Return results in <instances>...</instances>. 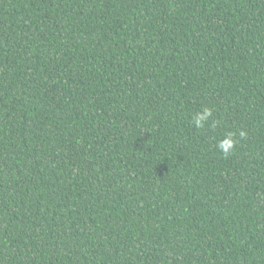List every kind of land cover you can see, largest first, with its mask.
I'll list each match as a JSON object with an SVG mask.
<instances>
[{
	"label": "trees",
	"instance_id": "1",
	"mask_svg": "<svg viewBox=\"0 0 264 264\" xmlns=\"http://www.w3.org/2000/svg\"><path fill=\"white\" fill-rule=\"evenodd\" d=\"M0 264H264V0H0Z\"/></svg>",
	"mask_w": 264,
	"mask_h": 264
},
{
	"label": "clouds",
	"instance_id": "2",
	"mask_svg": "<svg viewBox=\"0 0 264 264\" xmlns=\"http://www.w3.org/2000/svg\"><path fill=\"white\" fill-rule=\"evenodd\" d=\"M212 117V110L208 107H204L201 111L195 114V118L193 119V124L195 128L202 129L206 123L209 122L210 118ZM236 133H227L221 141L218 142V147L221 153L227 157L230 155L237 144L236 140ZM246 135L245 132H239L240 137H244Z\"/></svg>",
	"mask_w": 264,
	"mask_h": 264
}]
</instances>
